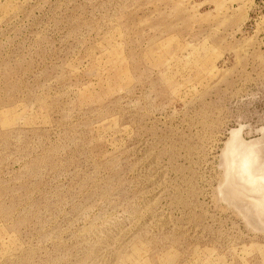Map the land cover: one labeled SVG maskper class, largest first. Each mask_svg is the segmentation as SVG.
<instances>
[{
	"label": "rangeland",
	"instance_id": "rangeland-1",
	"mask_svg": "<svg viewBox=\"0 0 264 264\" xmlns=\"http://www.w3.org/2000/svg\"><path fill=\"white\" fill-rule=\"evenodd\" d=\"M232 130L264 147V0H0V264H264Z\"/></svg>",
	"mask_w": 264,
	"mask_h": 264
},
{
	"label": "bare ground",
	"instance_id": "bare-ground-1",
	"mask_svg": "<svg viewBox=\"0 0 264 264\" xmlns=\"http://www.w3.org/2000/svg\"><path fill=\"white\" fill-rule=\"evenodd\" d=\"M232 131L233 138L228 141L225 153L228 179L226 177L224 193L244 208L252 222L264 227V147L253 149L255 142L246 143L238 137L237 130Z\"/></svg>",
	"mask_w": 264,
	"mask_h": 264
}]
</instances>
